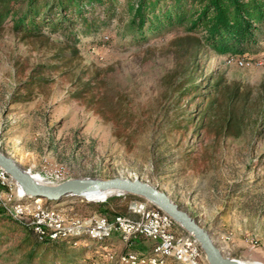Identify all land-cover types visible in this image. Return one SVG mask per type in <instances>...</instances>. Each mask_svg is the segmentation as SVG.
Instances as JSON below:
<instances>
[{
	"label": "rangeland",
	"instance_id": "obj_1",
	"mask_svg": "<svg viewBox=\"0 0 264 264\" xmlns=\"http://www.w3.org/2000/svg\"><path fill=\"white\" fill-rule=\"evenodd\" d=\"M104 11L96 7L88 14L90 26L73 28L78 57L70 67L43 74L51 81L35 89L27 102H13V96L25 92L20 84L35 65L59 63L52 55L69 32L64 35L62 29L44 28L47 41L46 36L23 38L11 29L10 22L0 30V150L21 168L38 176L49 175V181L57 183L86 177L147 182L194 217L225 256L239 263L264 264V38L255 53L237 56L249 64L239 66L231 57L205 50L192 73V60L168 44L182 34L180 28L142 39L124 34L128 17L120 7L114 16ZM190 69L197 82L209 74L222 75L226 83L236 82L246 92L238 136L221 134L215 139L194 127L168 131L175 103L172 89ZM94 73H98L95 78ZM88 80L86 100H73L70 92ZM197 104L198 100H183L184 117H192ZM43 202L31 205L42 206ZM51 202L49 207L64 211L62 219H69L70 214L87 221L101 213L98 207L103 201L66 196ZM13 204L14 199L5 201L6 207ZM6 212L18 219H33L32 206H25L21 214L11 208ZM4 231L0 226V264H24L23 252L13 250L23 233L10 236ZM173 231L187 234L175 222ZM87 232L97 234L71 230L51 239L86 236ZM112 234L120 241L121 233L108 236ZM92 244L90 238L77 240L74 248H67V256L54 260L51 253L44 262L121 264L126 253L128 261L122 264H152L153 259H162L155 248L140 255L132 247L131 251H112ZM122 246L127 248L128 243ZM168 260L179 261L175 253L163 263L169 264ZM179 264L186 263L181 258ZM200 264H208L204 253Z\"/></svg>",
	"mask_w": 264,
	"mask_h": 264
},
{
	"label": "trees",
	"instance_id": "obj_2",
	"mask_svg": "<svg viewBox=\"0 0 264 264\" xmlns=\"http://www.w3.org/2000/svg\"><path fill=\"white\" fill-rule=\"evenodd\" d=\"M96 7H104L107 16H114L118 7L125 11L128 17L125 35L146 39L148 34L157 36L180 28L182 34L168 44L172 48H179V51L185 52L192 60V73L198 69L197 60L205 50L227 57H247L264 38V0H124L122 4L120 0H0V30L10 22L11 29L22 34L23 38L45 37L42 31L44 28L52 32L62 29L66 31L63 34L69 32L68 35L64 34V44L52 55V59L59 63L35 65L20 84L19 89L25 92L13 96V102L29 101L35 89H41L45 83L51 81L43 74L58 72L62 66H71L79 55L75 37L77 33L73 34V28L80 25L90 26L92 19L88 14ZM45 38L48 41L49 36ZM190 72L191 69L188 70L186 78L172 89L175 103L167 122L168 131L179 132L194 127L212 134L215 139L221 134L238 136L240 117L245 111L246 92L241 91L236 82L226 83L222 75L209 74L201 82H197L191 78ZM65 73L66 71L63 74ZM97 75L98 73H94L92 76L95 78ZM80 84L70 92L73 100H86L84 96L89 92L91 82L88 80ZM185 99L191 102L198 100L195 113L190 118L184 117L186 110L180 106ZM102 117L106 118V115L102 114ZM120 200L123 201L122 204ZM129 200L145 201L133 194L110 196L100 203L98 209L100 208V214L106 216V213L113 216L128 215ZM145 202L148 206L155 207ZM0 226L10 236L16 232L23 233L13 250L15 253L23 252L24 264H35L39 260L40 264H46V256L51 253L54 254V260L57 256L64 258L69 252L67 248L76 246L75 241L89 239L84 235L57 239L40 238L28 222L10 215L2 208ZM90 240H93L92 245L95 247L108 246L119 241V237L112 234ZM150 250L140 255H146ZM168 263L179 264L173 260H168Z\"/></svg>",
	"mask_w": 264,
	"mask_h": 264
},
{
	"label": "built area",
	"instance_id": "obj_3",
	"mask_svg": "<svg viewBox=\"0 0 264 264\" xmlns=\"http://www.w3.org/2000/svg\"><path fill=\"white\" fill-rule=\"evenodd\" d=\"M0 176L2 177V185H0L1 199V194H6L3 179H12L6 172ZM39 177L41 182L45 184L54 185L57 183V181H49V175ZM21 191L16 183V193H21ZM28 206L33 208V219H26L25 217L23 219L30 224H37V229L39 233L43 234V237L51 238V235H62L71 230H91V232L103 235L121 233L128 239V246L137 239H148L152 243L150 248L165 247L194 264H200V256H203V253L202 255H195V244H198V242L193 235L184 234V232H168L166 226L157 225V217L169 216H164L159 209L148 206L142 200L130 201L128 215H115L113 217L94 215L87 221L70 214L69 219H62V212L64 211L56 207ZM0 208H11V212L19 213V209H13V206ZM125 261H128L127 253L123 262Z\"/></svg>",
	"mask_w": 264,
	"mask_h": 264
},
{
	"label": "water",
	"instance_id": "obj_4",
	"mask_svg": "<svg viewBox=\"0 0 264 264\" xmlns=\"http://www.w3.org/2000/svg\"><path fill=\"white\" fill-rule=\"evenodd\" d=\"M0 167L17 183L25 196L41 198L47 202L58 201L66 196L87 198L84 192L92 189L117 192L114 195L133 194L139 196L167 214L185 232L193 235L199 243L208 264H237L235 258L225 256L221 252L207 230L194 217L183 210L165 192L158 190L147 182L137 178L96 179L86 177L66 179L60 183L49 185L35 181L29 170L21 168L13 158L4 154L1 150Z\"/></svg>",
	"mask_w": 264,
	"mask_h": 264
},
{
	"label": "bare ground",
	"instance_id": "obj_5",
	"mask_svg": "<svg viewBox=\"0 0 264 264\" xmlns=\"http://www.w3.org/2000/svg\"><path fill=\"white\" fill-rule=\"evenodd\" d=\"M230 59L234 60L239 66H243L244 64H249L250 63V61L247 62V61H245L244 58H241V57H231ZM231 60H230V62H231ZM4 172L5 171L0 167V175H4ZM30 174L32 175V177H33V179L35 181L41 182L40 181V177L38 175L33 174L31 172H30ZM0 185H2V177L1 176H0ZM3 187H6V194H1L0 207H6L5 201L14 199L15 200V204L12 205L13 209H19V213H15L14 212L15 214H21V211H22V209L25 206H28V205H31V204H34V203H38L39 204L40 202H43V201L40 200L41 198H39V199L38 198L37 199H28V198H31V197L25 196L22 193V191H21V193H16V183L13 180L3 179ZM84 193H85V195L87 197V198H84L85 200L97 202V201L106 200L108 197L116 194L117 192H115V191H107V190H103V189H92V190H89V191L84 192ZM25 197H27V198H25ZM49 205L48 204H44V202L42 204V206H45V207H49ZM3 209L5 211H7V208H3ZM161 212L162 211L160 210V213ZM162 213H163L164 216H168L164 212H162ZM97 215H102V214H97ZM157 225L166 226V231H168V232H175V231H173L174 221L170 217H157ZM32 227H34V230H35L34 232L38 235L39 230L37 229V224H33ZM80 233H81V231L76 232L74 234L78 235ZM185 233H187V232H185ZM108 234L109 233H107L105 236H108ZM187 234H190V233H187ZM40 235L42 236L41 233H40ZM52 236H54V235H51V237ZM86 236L91 239V238H94V237H98L99 238V237L104 236V235L103 234H99V233L91 234V233L87 232ZM120 241H121L122 244L128 243V239L123 234L120 237ZM155 251L161 254L162 259H153L152 260V264H164L163 263L164 259H166L167 257H170L173 254L172 251L166 249L165 247L155 248ZM195 255H202V251H201V248H200L199 244H195ZM175 256H176V259H178L179 261L182 258L186 264H194L192 262L186 261L183 256H180V255H178L176 253H175ZM130 258L132 259V257H130ZM200 258H201V256H200ZM179 261H178V263H179ZM237 264H246V263H242V262L239 263L237 261ZM247 264H249V263H247Z\"/></svg>",
	"mask_w": 264,
	"mask_h": 264
},
{
	"label": "crops",
	"instance_id": "obj_6",
	"mask_svg": "<svg viewBox=\"0 0 264 264\" xmlns=\"http://www.w3.org/2000/svg\"><path fill=\"white\" fill-rule=\"evenodd\" d=\"M105 247L110 248V250H114V251H121L124 249V247L122 246L120 241L114 242L113 244L105 246ZM131 247L133 250H137V251H141L142 253H146L147 251L150 250L151 241H149L148 239H144V240L139 239V240L133 241L132 244H130V246L125 248V250L131 251ZM94 252L97 253V250H94Z\"/></svg>",
	"mask_w": 264,
	"mask_h": 264
}]
</instances>
